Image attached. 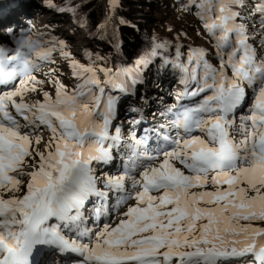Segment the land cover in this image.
Wrapping results in <instances>:
<instances>
[{"label": "snow or ice", "instance_id": "snow-or-ice-1", "mask_svg": "<svg viewBox=\"0 0 264 264\" xmlns=\"http://www.w3.org/2000/svg\"><path fill=\"white\" fill-rule=\"evenodd\" d=\"M105 3L97 33L134 27L122 0ZM177 10L199 20L212 59L182 33L147 37L131 61L117 43L116 60L86 51V63L55 35L0 41V264H264V0ZM153 69L178 85L174 102L159 97L148 126L131 107L125 135L118 109Z\"/></svg>", "mask_w": 264, "mask_h": 264}, {"label": "trees", "instance_id": "trees-1", "mask_svg": "<svg viewBox=\"0 0 264 264\" xmlns=\"http://www.w3.org/2000/svg\"><path fill=\"white\" fill-rule=\"evenodd\" d=\"M74 2L79 5L76 16L74 17L72 14L66 13L69 14V17L72 19L73 23H75L77 29L80 27H78L75 22L76 19L78 17L86 18L88 28L81 29L84 35L94 36L91 43L84 49V53L86 51L92 52L93 54L108 57L110 60L117 59L118 54L114 51V46L117 43L123 46L121 58L126 57L131 61L143 51L146 39L151 35H157L163 39L176 42V37L180 32L172 27L174 16H179L177 18L179 21L186 19L187 15L190 17L194 16L178 11L177 0H122V8L119 10L118 15L129 21L130 25H134V27L117 25L116 28L113 29L109 26L103 35H100L97 33L96 26L98 23L104 21L107 11L105 0H52L53 7L48 6V0H0V16L7 10L12 9L13 11L10 14H15L17 17L21 18L23 22V27L19 28L14 22L2 23L0 20V28H3V30L7 32V35L10 34L11 30L17 32L27 30L30 28L29 26L34 23L32 18H39L44 13L49 14V12L58 11V8L69 6L72 3L74 4ZM6 18L7 16L3 15L2 20L5 21ZM51 24L54 26L56 23L53 22ZM168 28H172L174 31L168 32ZM182 34V37L179 38V42L182 43L185 48L188 46L197 47L189 42V39L183 38L185 34ZM212 57H214V55H210V59ZM81 62L84 63L86 60L83 58ZM175 85L176 83L172 81L171 78L159 76L155 69H153L152 72L146 76L145 83L139 87L138 94L133 96L134 98H128L126 101L127 104L123 102L119 114L131 119L136 114L131 113L129 109L131 107L139 108L137 103H140L141 108L145 109V112H143L148 114L150 108L154 107V104L151 102L152 98H158L159 100V97H164V102H167L171 98V96H169L170 91L168 92V86L171 87ZM144 89L147 95L142 98L141 95ZM160 107L162 106L160 105ZM149 124L150 122H147V125ZM121 127H123V125H121Z\"/></svg>", "mask_w": 264, "mask_h": 264}, {"label": "rangeland", "instance_id": "rangeland-1", "mask_svg": "<svg viewBox=\"0 0 264 264\" xmlns=\"http://www.w3.org/2000/svg\"><path fill=\"white\" fill-rule=\"evenodd\" d=\"M74 4H76V2H74ZM12 11H13L12 9H9L3 13L4 16H7L5 21L2 20L3 15H1L0 16L1 22L2 23L14 22L16 25L19 23L18 27L22 28L23 24H21L22 23L21 19L19 17H17L15 14H13V15L10 14ZM30 15H32V14H30ZM178 17L179 16H174L173 22H172V27L175 30H178V32L184 33L185 35L183 36V38H185L187 40L189 39V42H191L192 44H194L197 47H204V48L208 49L210 55H214V53L211 49L209 40H208L207 36L204 35V33H203V29L200 25L199 20L195 16L190 17L189 15H187L186 19L179 21V20H177ZM33 22L34 23L32 24V27L29 26L30 28H28L27 30L39 31L41 33H46L49 35H55L61 39H64L67 42V44L69 45V50L80 61L84 58V56H83L84 49H86L87 45L91 43L92 38H94V36L84 35L83 30L81 28L77 29L75 23H73L72 19L69 17V14L66 12L54 11V12H49V14L44 13L39 18L37 17V19H33ZM53 22L56 23L55 26H53V24H51ZM162 23H163V21H162ZM59 24H65V27L62 28L59 26ZM198 33H199V35H198ZM181 37L182 36H180V38ZM7 40H9V38L1 39L0 41H7ZM213 62H215L214 59H213ZM84 63H86V62H84ZM53 67H56L59 70V73L62 74L61 75L62 81L65 84L71 86L73 81H72V77L70 74V70L67 67L66 62L59 61V59H58L57 64L54 65ZM47 71H48V68H44L43 71L39 74L41 79H46V77L44 76V73H46ZM176 87H178L177 84L175 86H171V87L168 86V92L174 90V88H176ZM45 89L52 91V88L50 85H45ZM155 89L159 90L158 88H155ZM146 95H147V92L144 89V92L142 93L141 97L142 98L146 97ZM126 101H124L125 102L124 104H127ZM151 102L154 104V107L150 108L151 111L149 114L144 113L145 109L141 108L144 111L143 114L147 117V120L145 122V126H148L147 122H150L149 125L156 123V120H154L152 117V113L156 112L157 109L160 107V105L162 106V104L158 100V98H152ZM173 102L174 101L171 97L170 100H168L166 103H173ZM248 103L249 104L251 103L250 98H249ZM137 104H138V106H140V103H137ZM122 106H123V103L120 105V107L118 109V117L119 118L116 121V123H118L119 125H123L122 131L125 133V135H127L129 129L132 126L129 124L130 119L128 117H125V116H122V114H119ZM148 107H149V105H148ZM137 130L139 131V128ZM119 159H120L119 157L116 158L117 164L119 163ZM113 171H115V169H113ZM64 259L68 262V264H70L73 257L71 255H69L68 257H66Z\"/></svg>", "mask_w": 264, "mask_h": 264}]
</instances>
